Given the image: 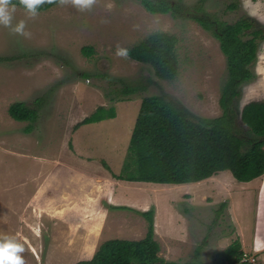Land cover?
Returning <instances> with one entry per match:
<instances>
[{
    "label": "rangeland",
    "instance_id": "rangeland-1",
    "mask_svg": "<svg viewBox=\"0 0 264 264\" xmlns=\"http://www.w3.org/2000/svg\"><path fill=\"white\" fill-rule=\"evenodd\" d=\"M177 1L176 16L150 12L140 0H100L83 13L54 4L34 19L17 5L13 25L25 20L31 38L0 25V235L24 244L26 264H75L99 239L143 237L147 219L141 201L153 209L154 238L165 260L210 264L216 251L239 238L243 258L264 264V173L238 181L222 170L184 185L124 181L118 194L132 202L104 199L117 191V179L103 162L120 172L142 96L161 94L199 117L222 112L225 55L213 32L191 15L204 12L227 22L248 17L264 30L242 0ZM232 2L236 6L229 8ZM156 31L177 37L173 79L158 78L149 64L115 54L117 44L129 48ZM257 43L253 77L239 84L231 103L245 134L243 105L264 100V38ZM83 46L92 53L84 54ZM124 83L145 88L112 100V90ZM15 101L35 108V120L12 118L8 106ZM100 105L114 106L116 115L82 123ZM96 209L102 221L95 230Z\"/></svg>",
    "mask_w": 264,
    "mask_h": 264
},
{
    "label": "trees",
    "instance_id": "trees-1",
    "mask_svg": "<svg viewBox=\"0 0 264 264\" xmlns=\"http://www.w3.org/2000/svg\"><path fill=\"white\" fill-rule=\"evenodd\" d=\"M140 2L153 13L169 12L176 16L181 9L177 0ZM13 3L20 6L19 0H13ZM52 5L46 4L39 11ZM235 6V2L228 5L229 8ZM191 18L213 32L225 55L227 76L219 98L222 112L214 117H199L161 94L142 96L120 172H112L103 162L115 179L179 184L200 181L222 170L230 171L238 181H249L264 173V100H251L243 105L240 121L247 134L239 132L231 107L233 98L239 94V84L253 77L250 64L255 60L257 42L264 38V30L254 28V22L248 17L227 22L201 12L191 15ZM248 33L250 36L246 37ZM176 41L174 34L156 31L129 47V56L149 64L158 78L173 79L178 70ZM81 49L86 55L92 53L91 47L83 46ZM80 75L88 76L89 73ZM103 76L114 80L106 74ZM144 88L139 84L124 83L112 90L114 95L111 99L119 95L129 96ZM8 113L16 120L30 122L37 116V110L24 101L9 104ZM115 115L114 106L100 105L85 116L82 123L98 122ZM225 205V201L221 202L216 213L220 214ZM153 213L152 208L142 211L147 219L143 237L105 239L89 259H80L75 264H200L196 261L165 260L158 255ZM243 254L240 240L235 238L214 253L210 264H249Z\"/></svg>",
    "mask_w": 264,
    "mask_h": 264
},
{
    "label": "clouds",
    "instance_id": "clouds-1",
    "mask_svg": "<svg viewBox=\"0 0 264 264\" xmlns=\"http://www.w3.org/2000/svg\"><path fill=\"white\" fill-rule=\"evenodd\" d=\"M100 0H19V5L23 7L27 16L34 19L39 15V9L46 4H57L60 7L71 6L77 11L91 12ZM108 9L111 5H106ZM242 7L247 14L261 22H264V0H242ZM17 5L13 0H0V25L9 28L13 33L31 38L32 33L26 31V21L20 20L13 25ZM101 23L107 21L102 19ZM116 56L128 59L130 50L119 44L116 46ZM24 244L15 236L0 235V264H26L23 253Z\"/></svg>",
    "mask_w": 264,
    "mask_h": 264
},
{
    "label": "crops",
    "instance_id": "crops-1",
    "mask_svg": "<svg viewBox=\"0 0 264 264\" xmlns=\"http://www.w3.org/2000/svg\"><path fill=\"white\" fill-rule=\"evenodd\" d=\"M124 181H128V180H116V182H117V186H115L114 187V189H117V191L115 192V191H113V192H107V194L105 193V195H104V199L106 200V202L107 203H111V204H113V203H115V201L116 200H122V199H124V200H127V201H129V202H132V199H128V198H123V197H121L119 194H118V186H121L122 184H123V182ZM129 183H136V184H141V185H147V186H149V183H139V182H137V181H128ZM159 184V183H158ZM161 184H163V183H161ZM179 184H181V185H184V183L182 184V183H179ZM152 185H154V184H152ZM155 185H157V184H155ZM115 200V201H114ZM144 202V201H143ZM137 204H140V205H142V210L144 211V210H146V207L145 206H147L146 205V202L144 203V205L142 204V201L141 202H137ZM110 206H112V205H110ZM139 208H141V207H139ZM101 212L98 210V209H96L95 210V212H93L92 214L93 215H95V224L96 225H94V227H93V229H95L96 230V227L95 226H98V225H100L101 223V221H102V218L100 217L101 216V214H100ZM100 215V216H99ZM95 236V234H93V237L92 238H95L94 237ZM90 239V237H89V235L87 236L86 235V237H85V239ZM85 239H83V240H85ZM87 239V240H88ZM105 240V239H104ZM103 241V238L101 239V241H100V239H99V243H101ZM82 242H85V241H82ZM99 243H98V245H99ZM97 245V246H98ZM96 246V247H97ZM95 249L96 248H92L91 249V251L87 254V255H85L82 259H89L92 255H93V253H94V251H95Z\"/></svg>",
    "mask_w": 264,
    "mask_h": 264
},
{
    "label": "bare ground",
    "instance_id": "bare-ground-1",
    "mask_svg": "<svg viewBox=\"0 0 264 264\" xmlns=\"http://www.w3.org/2000/svg\"><path fill=\"white\" fill-rule=\"evenodd\" d=\"M233 180V179H232Z\"/></svg>",
    "mask_w": 264,
    "mask_h": 264
}]
</instances>
